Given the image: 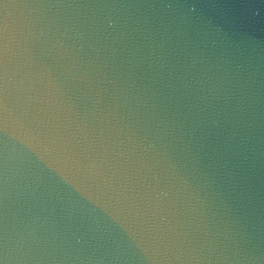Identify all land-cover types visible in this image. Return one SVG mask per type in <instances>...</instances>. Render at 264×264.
<instances>
[{
  "label": "water",
  "instance_id": "water-1",
  "mask_svg": "<svg viewBox=\"0 0 264 264\" xmlns=\"http://www.w3.org/2000/svg\"><path fill=\"white\" fill-rule=\"evenodd\" d=\"M0 264H264V0H0Z\"/></svg>",
  "mask_w": 264,
  "mask_h": 264
}]
</instances>
